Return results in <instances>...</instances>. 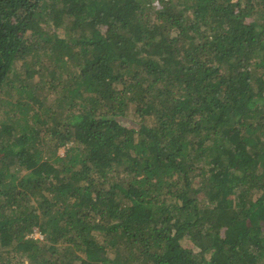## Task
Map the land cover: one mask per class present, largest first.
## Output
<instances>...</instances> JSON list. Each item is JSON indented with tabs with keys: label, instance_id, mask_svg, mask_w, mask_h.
Instances as JSON below:
<instances>
[{
	"label": "trees",
	"instance_id": "1",
	"mask_svg": "<svg viewBox=\"0 0 264 264\" xmlns=\"http://www.w3.org/2000/svg\"><path fill=\"white\" fill-rule=\"evenodd\" d=\"M0 264H264V0H0Z\"/></svg>",
	"mask_w": 264,
	"mask_h": 264
},
{
	"label": "rangeland",
	"instance_id": "2",
	"mask_svg": "<svg viewBox=\"0 0 264 264\" xmlns=\"http://www.w3.org/2000/svg\"><path fill=\"white\" fill-rule=\"evenodd\" d=\"M131 119H132V117H131ZM65 151H66L65 148H61L59 150V155H64ZM35 236L38 237V238H42L40 233H36Z\"/></svg>",
	"mask_w": 264,
	"mask_h": 264
}]
</instances>
